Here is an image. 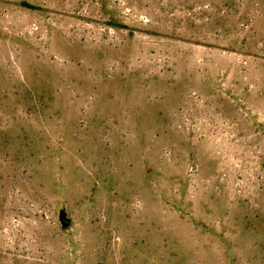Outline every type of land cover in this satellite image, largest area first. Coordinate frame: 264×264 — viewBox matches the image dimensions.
Listing matches in <instances>:
<instances>
[{
	"label": "rangeland",
	"instance_id": "obj_1",
	"mask_svg": "<svg viewBox=\"0 0 264 264\" xmlns=\"http://www.w3.org/2000/svg\"><path fill=\"white\" fill-rule=\"evenodd\" d=\"M0 264H264V0H0Z\"/></svg>",
	"mask_w": 264,
	"mask_h": 264
}]
</instances>
